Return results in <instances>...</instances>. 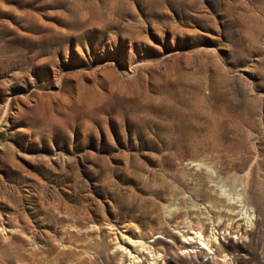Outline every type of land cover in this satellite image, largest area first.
<instances>
[{
    "label": "rangeland",
    "instance_id": "374dc122",
    "mask_svg": "<svg viewBox=\"0 0 264 264\" xmlns=\"http://www.w3.org/2000/svg\"><path fill=\"white\" fill-rule=\"evenodd\" d=\"M0 264H264V0H0Z\"/></svg>",
    "mask_w": 264,
    "mask_h": 264
},
{
    "label": "bare ground",
    "instance_id": "6f19581e",
    "mask_svg": "<svg viewBox=\"0 0 264 264\" xmlns=\"http://www.w3.org/2000/svg\"><path fill=\"white\" fill-rule=\"evenodd\" d=\"M241 197V196H240ZM189 227H191V226H189ZM239 227V226H238ZM236 228V227H235ZM192 229V228H191ZM198 229H200V228H198ZM197 230V229H196ZM194 231V232H193ZM244 231V230H243ZM239 233V234H241L242 235V233H240L239 232V229H236V231L234 230V231H232V233ZM245 232V231H244ZM247 232V231H246ZM187 233V232H186ZM189 233H191V235H192V233H194V234H196V235H198V239H199V241H200V244H201V246L203 247V248H205V251H207V253L209 254L210 252H214V253H216V248H215V243L211 240V238H207V239H205L202 235H201V232H199V231H195V230H190L189 231ZM189 233L187 234V235H189ZM230 234V233H229ZM205 235V234H204ZM195 236V235H194ZM209 236V235H208ZM211 236V235H210ZM213 237V236H212ZM215 237V236H214ZM217 237V236H216ZM242 237V236H241ZM186 239H188V238H186ZM215 240H216V238H215ZM214 240V241H215ZM184 242H185V240H183V245H184ZM217 243V242H216ZM185 248V247H184ZM207 255V254H206ZM217 255V254H216ZM225 258V257H224ZM228 258V257H227ZM136 259V258H135ZM134 259V260H135ZM155 260V259H154Z\"/></svg>",
    "mask_w": 264,
    "mask_h": 264
}]
</instances>
